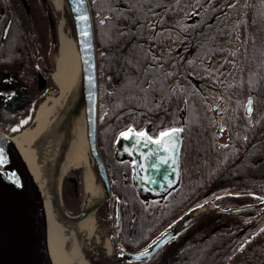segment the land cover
<instances>
[{"label": "trees", "instance_id": "obj_1", "mask_svg": "<svg viewBox=\"0 0 264 264\" xmlns=\"http://www.w3.org/2000/svg\"><path fill=\"white\" fill-rule=\"evenodd\" d=\"M91 1L99 50H105L109 45L118 49L114 61L111 59L108 65L105 58L100 60L103 65V68L100 66L101 73L104 67H110L111 75L103 74L102 80L105 90L108 91L100 121L103 145L108 144L110 134L112 139L128 123H138L139 119L143 124L151 121L154 115H157L155 119L158 124L165 120L168 123L179 121V111L186 108L184 123L189 128L188 141L194 145L190 152L191 157L182 155L185 163L183 178L188 183V190L173 192L169 205H159L157 214L153 213V217L157 219L162 215V219L155 223L158 224L157 231L142 226L141 243L145 244L172 223L182 211L201 201L213 182L221 180L223 184H230L231 178L236 173L247 171L257 157V149L251 151L248 147V138L264 134V85L251 91L250 86L264 76V2L137 0L135 8L129 9V0ZM230 4L236 6L229 8ZM149 5L152 6V11H148ZM14 8L17 13L15 4L13 10ZM191 10L200 12L204 19L202 22H206L208 29L217 30L216 36L212 35L208 39L217 43L203 45L199 42L193 46L191 56L183 63L172 54H159L162 53V48L153 45L154 36L151 35L152 28L149 27L152 15L156 13L160 23L167 22L166 24L182 28V25L188 24L186 17ZM17 14L10 33L3 42V27L0 28V67L13 68L25 61V68L30 71L31 55L28 53L27 41ZM106 14H112L114 19L101 24L100 21ZM212 16L214 19L209 22ZM41 18L44 21L42 15ZM252 30H255V37ZM34 53L35 51L32 52ZM201 53L206 56L204 61ZM220 57L224 59L221 71L208 72L206 61ZM212 85L217 86L222 95L218 121L206 113L203 100L205 97L201 96L202 91ZM249 95L255 97L252 117L255 115L256 120H251V123L243 107ZM217 101L218 99L215 102ZM31 115L32 109L27 120ZM8 120L9 118L2 119L5 123ZM7 124L5 126H9ZM220 127L225 129L227 135L223 143L218 140L221 135ZM14 128L18 127L12 126V130ZM112 142L113 140L111 144ZM147 219L148 224L153 223L151 217ZM235 232L227 228L202 243L185 246L182 253L175 257L174 264H188V258L191 259V264H227L233 259L232 254L237 247ZM250 250L249 247L248 251Z\"/></svg>", "mask_w": 264, "mask_h": 264}, {"label": "flooded vegetation", "instance_id": "obj_2", "mask_svg": "<svg viewBox=\"0 0 264 264\" xmlns=\"http://www.w3.org/2000/svg\"><path fill=\"white\" fill-rule=\"evenodd\" d=\"M14 4L16 5L18 14L15 12V8L13 10ZM15 14H17L20 18L19 20L23 31V36H25L27 41L26 43L29 50L28 53L31 55L30 60L32 62V66L30 71H27L25 68V61H22L13 68L0 67V123L3 125L8 123L7 125L17 127L22 121H27L30 110L33 109L38 99L44 94L46 88L49 86L48 70L51 69V64L50 61H48V58L44 56L45 49L43 46V41L45 37L42 34H45L46 31L45 28L40 30V20H42L41 15L39 13L36 15V12L31 8V6L28 5V7H26L22 0H16V2L15 0H0V28L3 27L1 42L5 41L3 40L5 26L10 18L11 26L13 25ZM152 16V29L150 32L151 35L154 36L153 45L155 47L162 48V53L159 52V54H172L174 57L177 56L180 61L182 60L183 63V61H186L189 56H191V50L193 46L198 45L199 42L203 45H206L210 42H215L206 39V36H216L217 30L214 31L213 29H208L206 27V22H202L204 19L198 10L188 11L186 17L188 24L182 25V28H176L173 25L166 24L167 22L160 23V18L156 16V13H154ZM212 17L211 19L209 18V22L214 19V17ZM109 19H114V16L112 14H106L103 16L101 21H104L105 23ZM11 26L9 28L8 35L10 33ZM121 27L123 28V26ZM252 34L255 37V30H252ZM215 43H217V41ZM117 50L118 49H116L113 45H109V48L105 50H98L99 64L100 60L103 58H105L107 65L111 62V59L114 61V56L116 55ZM33 51H35L34 54H32ZM24 53L27 54V52ZM155 55L158 56V53H155ZM201 55L204 61L206 56L202 53ZM27 58L28 57H26V59ZM98 66L99 74H101L100 65ZM109 68L110 67H108V69L105 70L106 72L104 71L103 74L111 76ZM10 70H15L17 72L16 74L13 73V76H11L10 72L14 71ZM40 73L46 77V82L42 81ZM11 77H13V80H16L17 82L15 84L16 90H5L6 87L12 86V84L9 83ZM9 95L18 96V102L13 107L15 112H10L3 108V101L5 99L3 96ZM100 107H102V105H100ZM182 111L183 109L179 111V121L174 120L168 123L165 120L161 124H158L157 119H155L157 115H154V117L152 116L151 121H147L143 124L139 119L138 123H128L125 127L120 128L112 136V139L111 134L109 135L110 143L107 141V145H103V140L100 137L101 134L99 122L98 141L107 167L109 194L102 201V204L100 205L101 207L96 213V218L100 221V223L107 226L106 228L111 243L113 257L118 262L123 256L122 250L138 252L143 249L140 236V231H142V215H144V217L146 216V218H153V213L157 214V209L160 204L169 205L171 203L173 192L180 189L184 191L188 190V183L183 178V166L185 163H183L182 155H189V151L185 147L189 142V138L187 136L189 128L188 124L184 123L185 115L181 114ZM101 113L102 110L100 108V121L102 117ZM5 117L9 118V120L6 121L7 123L2 121V119H6ZM251 120L255 122V115ZM12 122H15V124H12ZM130 126L134 127L138 132H141L145 127H147L148 135L152 136L153 139L158 138V134L162 130H167L173 127L184 129L182 132V142L179 157L180 177L178 181L163 195H148L145 191L148 189L144 186H138L137 188L134 181V167L132 166L133 160L127 155L126 152L118 153L115 149L114 143L119 132ZM262 133H264V126L262 128ZM248 139V147L251 149V151H253L255 148L257 149V157L252 161V166L247 171H244L240 174L236 173V175L231 178L230 184H223L221 180L213 182L208 189V191H210L205 197L204 201L210 197H214L225 186L247 192V194L243 193L235 196L239 197L237 199L238 202L241 203L237 204L234 203V201H228V204L232 202V206L235 207L243 205V207L254 206L253 208L250 207L240 212L234 213L233 217L230 216L232 214L229 215V211L227 210H215L208 214H202L198 218H195L193 221H191L185 230V233L180 237L181 239L177 240L174 244L163 248V253L161 256H151L148 260L143 261H121L119 264H174V260L176 259L175 257L182 253V250L185 248V246L202 243L208 240L218 231L225 230L227 228L236 231L234 235L236 234L235 244L237 245L236 249H234V254H232L233 259L227 264H248L246 263L248 261L246 257L248 258L250 254H245L243 253L244 251L238 248V241L253 226H258L260 223L259 221L264 218V211H261L263 206L262 202L256 198L264 196V134L263 136L253 135ZM111 140H113L112 144ZM103 146L107 147L104 148ZM140 148L142 150V147L138 146V149ZM138 158L139 164L141 162L139 153ZM143 163L146 165L147 161L144 160ZM143 170L138 167V179L141 176L145 177ZM95 178L99 181L97 171ZM70 180L73 182L75 191H77L76 188L78 187L79 181L73 176L70 178ZM215 201L219 203L220 199L217 198ZM139 218L140 225H138ZM146 228L152 231H157L158 224L155 225V223H150ZM207 231L210 233L209 235H207ZM124 240H132L133 245H126ZM189 261H191V259L188 258V262ZM217 261L220 262L221 260ZM191 262L189 264H191Z\"/></svg>", "mask_w": 264, "mask_h": 264}, {"label": "water", "instance_id": "obj_3", "mask_svg": "<svg viewBox=\"0 0 264 264\" xmlns=\"http://www.w3.org/2000/svg\"><path fill=\"white\" fill-rule=\"evenodd\" d=\"M26 7H28V0H22ZM68 13L70 22L72 24L76 39L78 42L79 54H80V76L79 84L77 88V97L75 104L72 106L68 115L64 114V123L61 130V136L57 145L54 148L55 159L52 170L51 189L55 199L62 198V189L65 176L63 175V168L68 160L74 143L77 141V135L79 131L78 126V114L80 108L85 109L87 128V147L88 152L94 162L95 173L97 171L100 183V190L102 194L100 198H96L94 201L90 200L85 204L82 210L77 214H70L66 211L65 206H62L60 215L68 221L79 222L83 220L90 212H93L95 217L98 209L101 207L102 201L109 194V180L107 167L105 160L102 156L101 150L98 144V113H99V72H98V42L96 37L95 19L92 9L91 0H85L83 10L86 11L89 20L86 24H82L76 19V16L80 13L73 12L74 5L70 3V0H65L63 5ZM49 21L52 26V14L49 12ZM11 26V18L7 22L3 40L7 37L9 28ZM87 29L89 31V37L86 44H82L84 39L80 36L81 29ZM90 45V46H88ZM51 73L53 70H50ZM17 71L10 72L16 74ZM41 74L42 81L46 82V77ZM49 74V73H48ZM52 77L51 75H49ZM11 77L9 83L12 86L6 87L5 90H16V80ZM3 108L10 112H15L13 108L18 102V96L9 95L3 96ZM183 107V112H185ZM129 128H132L134 132H138L134 127H128L121 132H126ZM178 128V127H176ZM171 128L167 129L170 130ZM144 131L148 135L147 127ZM120 132V133H121ZM118 134L114 146L118 153L126 152L125 148L132 150L133 154L127 155L131 159H135L138 165V153L144 152L145 154L154 148L161 147L153 144L145 146L143 142L140 145H136V137L131 136L129 139H124ZM157 139V138H155ZM177 145L178 151L165 152L161 150L158 155L162 157L171 156L172 159L167 164H158L157 168H152L153 163H158L156 155H153L149 159H146L145 170L143 174L146 179H138V166L134 167V181L138 188L144 186L148 190L146 194L160 196L165 194L179 179L180 177V164L179 155L182 142V132L179 137L174 141ZM138 146L142 147L138 149ZM0 148L4 150L7 158V162L0 166V264H52L50 257L46 234H45V220L42 210L41 201L38 197V192L34 186L32 178L28 177L27 172L22 163L21 156L18 149L14 145L11 135L0 127ZM23 168L25 171H23ZM69 175H66L68 178ZM151 180H155L156 183H151ZM172 181L171 187L168 186V181ZM163 185V187H161ZM100 194V193H99ZM142 194V192H141ZM240 191H224L220 194L211 197L208 202L216 200L218 197L226 195H238ZM99 197V196H98ZM264 197V196H261ZM90 202V203H89ZM206 203V202H205ZM203 204V203H202ZM199 204V205H202ZM198 205V206H199ZM264 206V203H262ZM196 206L185 212L179 219L178 223L173 227L166 229V231L160 235L155 241L138 252H130L128 250H122L123 256L119 259L121 261L128 260H147L149 259L165 242L174 238L181 230V226H184L193 216L197 214ZM223 209H229L231 212H239L247 208H253L254 206L230 208L226 205H220ZM156 242V243H154ZM147 249L149 255L141 256ZM140 256V259H136ZM118 262V261H116Z\"/></svg>", "mask_w": 264, "mask_h": 264}, {"label": "bare ground", "instance_id": "obj_4", "mask_svg": "<svg viewBox=\"0 0 264 264\" xmlns=\"http://www.w3.org/2000/svg\"><path fill=\"white\" fill-rule=\"evenodd\" d=\"M53 1L55 2L56 14L59 18V48L56 54L55 69L51 76L58 87V93L57 96L48 95L34 109V117L28 127L10 135L21 156L26 170L23 168V171L27 172L28 177L32 178L41 201L45 220L46 242L52 264H89L86 254L90 249L87 246L88 241L85 238V234L93 227L96 220L94 213L90 212L87 217L79 222L66 220L60 215L62 206H65L63 197L59 200L55 199L51 189L55 159L54 148L61 136L65 119L64 114L68 115L75 104L80 76V54L76 35L67 16L61 10L64 8L65 0ZM78 126L77 141L74 143L72 153L62 170L64 176L67 175L72 167L83 164V162H86L85 159H87L86 153L83 152L87 146V119L83 108H80V113L78 114ZM94 185V173L87 168L84 172L85 190L92 192ZM226 189L227 187H224L218 194ZM101 194L102 191L100 189L94 191L90 197V202L100 198ZM219 199L220 205L228 203V200L222 197ZM232 204V202L229 203L230 206ZM241 206H232V208ZM211 207H213L212 204H204L197 209V212ZM161 219L162 215L159 216V219L153 217L152 222L157 223ZM206 233L207 235L210 234L208 231ZM105 243L109 254L108 259L110 260L107 264H119L120 262H116L113 257L111 243L108 238ZM244 243L240 239L238 248L244 246ZM84 246H86V249Z\"/></svg>", "mask_w": 264, "mask_h": 264}, {"label": "rangeland", "instance_id": "obj_5", "mask_svg": "<svg viewBox=\"0 0 264 264\" xmlns=\"http://www.w3.org/2000/svg\"><path fill=\"white\" fill-rule=\"evenodd\" d=\"M28 5L31 6V8L36 12V15H38L39 13L40 15L44 17L45 22L43 20H40L41 22L40 30L45 28V31H46L45 34H42L45 37L43 41V45L44 47H46L44 50V55L45 57L48 58V61H50V64H51L50 70L54 71L55 63H56V54L59 48V34H58L59 18H58V15L56 14L55 2L53 0H28ZM61 10L64 11V14L67 16L68 21L71 25V28L73 29L72 24L70 22V18L68 16V13L65 7ZM49 12L52 14V23H53L52 26L50 25V21H49V16H48ZM223 60L224 59L222 57L208 59V61H206V67H209V69H207V71L211 72V71L216 70V72L219 73L221 71V64ZM101 64L102 62L100 63V66L103 68V65ZM50 70H48L49 75H51ZM105 70L106 68L104 67L103 72ZM103 72L101 73V76H100V105L102 106L107 100V95H108V91L105 90L104 88L105 86L102 81L104 76H106V74H104L103 76ZM48 80H49V84H48L49 86L47 87V90L44 92V94L41 95V97L38 99L36 105L34 106L35 108L48 95L57 96L58 87L55 81L50 76ZM201 96L205 97L203 98V100L206 105L205 106L206 113L213 120L216 119V121H218L219 119L218 117L220 116L219 109L221 108V105H222L220 104V100H222V96L218 92L217 86L212 85L208 87V89L203 90ZM217 99L218 101L215 102ZM32 117H34V112L32 114ZM32 117L31 119L27 121V123L21 124L18 127L19 129L18 131H13V133L11 134H16L22 131L23 129H25L26 127H28L33 120ZM2 127L4 128V125ZM226 136H227L226 132L223 131L221 132V135L219 136L218 140L223 143L227 139ZM185 147L189 151V155H187V157L188 156L191 157L190 152H191V149L194 147V145L191 144V142H188ZM186 149H185V152H186ZM83 152L86 153L87 155L86 156L87 159H85L86 162H83V164H79L78 166L72 167V169H70L67 173V175H69L68 178L65 175L64 182H63L62 197H63L65 209L70 214L79 213L82 210V208L85 206V204L90 200V197L93 195L94 191H97L100 188V183L95 178L96 173H95L94 162L91 156L89 155L87 146ZM87 168L90 169V172L94 173L95 185H94V189L92 192L91 191L87 192L84 187V172ZM72 176L77 178V180L79 181L78 187L76 188L77 191H75L73 182L70 180ZM222 198L228 201H234V203H237V204L241 203V202H238L237 198L239 197L224 196ZM95 219L96 220L93 224L92 229H90L85 234V238L88 241L87 246L90 249V251H88V253L86 254V258L89 261V264H107L110 262V260L108 259L109 254L107 253V245L105 243L107 238H109V235L107 233V228H106L107 226L100 223V221L97 218ZM139 223H140V218L138 220V225H140ZM261 223H262L261 226L256 227L257 229L253 233V237L249 240L250 242L248 243V241H246V243L243 244V245H246L245 247H243V250H242L244 251L243 253L250 254L248 258L246 257V259L248 260L246 263L248 264H264V231H261V229H264V220H262ZM147 225H148V219L145 216L142 218L141 229H143L142 226L147 227ZM140 232L142 233V231ZM124 242L126 243V245L128 244L133 245L132 240H129V241L124 240ZM84 247L86 249V246ZM249 247L251 248L250 251H248Z\"/></svg>", "mask_w": 264, "mask_h": 264}, {"label": "snow or ice", "instance_id": "obj_6", "mask_svg": "<svg viewBox=\"0 0 264 264\" xmlns=\"http://www.w3.org/2000/svg\"><path fill=\"white\" fill-rule=\"evenodd\" d=\"M96 0H93V3H95ZM137 0H129L128 3V8L129 9H133L135 8ZM178 2V0H177ZM209 2H211V0H209ZM239 2V0H237V3ZM262 2H264V0H262ZM70 3L77 5L76 7H73V12L76 13H80L79 15L76 16V19L78 21H80L82 24H86L87 21L89 20V17L87 16L86 11L83 10L84 8V4H85V0H70ZM235 4H230L229 8H233L235 7ZM148 11H152V6L149 5L148 7ZM101 24L104 23V21H100ZM143 26V25H141ZM149 27H152V25H149ZM80 36L83 37L84 39L81 41L82 44H86L88 37H89V31L87 29L82 28L80 31ZM212 37L210 36H206V39H211ZM90 46V45H88ZM221 51H223V49H220ZM262 55H264V53H262ZM188 63H191V61H188ZM262 63H264V61H262ZM147 71V69H146ZM143 74V73H142ZM167 75H171V73H167ZM264 85V76H261L260 79L258 81H256L255 83H253L250 86V91L252 89H255L257 86H261ZM151 87V84L149 85ZM255 102V97L253 95H249L248 99H247V104L244 105V110H245V114L246 117L249 121V123H251V117H252V113H253V104ZM27 123V121H22L21 124ZM18 128H14L13 131H18ZM225 129L223 127H220L219 131L223 132ZM184 129L183 128H176L173 127L170 130H162L159 132L158 134V138L157 139H153L152 136L147 135L144 131L141 132H134V130L132 128H129L126 132H121L120 133V137L124 138V139H129V137L131 136H135L136 137V145H140L141 142H143V144L145 146H147L148 144H153V145H157V146H161V147H157L154 149L149 150L146 154L144 152H140L139 155L141 157V162L137 165V161L135 159H133L132 161V166L133 167H139L140 169H145V164L143 163L144 160L149 159L150 157H152L153 155H156V160L158 161V163H153L151 165L152 168H157L158 164H167L168 161L170 159H172L171 156L168 157H162L159 156L158 153L163 150L165 152L169 151V149H171L172 151H178L177 149V145L174 142L178 137L179 134L181 132H183ZM245 139H247V137H245ZM221 147H228V145H221ZM125 151L128 152L129 155H132L133 152L132 150L125 148ZM7 162V158L6 155L4 153V150L2 148H0V166L4 165ZM141 179H146L145 177L141 176ZM151 183H156L155 180H151ZM172 181H168V186L171 187ZM161 187H163V185H161ZM219 198V197H218ZM257 199L261 200L262 203H264V197H256ZM261 231H264V229H261ZM164 235V234H162ZM156 243V242H154ZM149 247H152V245H149ZM149 253L147 251V249L141 253V256H148ZM136 259H140V256H137Z\"/></svg>", "mask_w": 264, "mask_h": 264}]
</instances>
